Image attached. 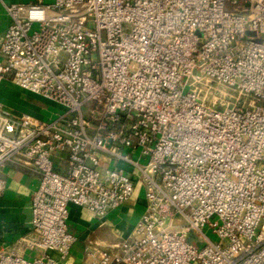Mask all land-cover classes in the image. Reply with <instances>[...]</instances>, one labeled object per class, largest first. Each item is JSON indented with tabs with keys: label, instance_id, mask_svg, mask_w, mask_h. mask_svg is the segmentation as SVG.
<instances>
[{
	"label": "built area",
	"instance_id": "obj_1",
	"mask_svg": "<svg viewBox=\"0 0 264 264\" xmlns=\"http://www.w3.org/2000/svg\"><path fill=\"white\" fill-rule=\"evenodd\" d=\"M0 2V84L64 109L0 101V170L39 175L31 233L0 264L66 260L69 205L104 217L138 181L145 211L127 238L87 247L90 264H264V0ZM213 84L237 96L212 107Z\"/></svg>",
	"mask_w": 264,
	"mask_h": 264
},
{
	"label": "crops",
	"instance_id": "obj_2",
	"mask_svg": "<svg viewBox=\"0 0 264 264\" xmlns=\"http://www.w3.org/2000/svg\"><path fill=\"white\" fill-rule=\"evenodd\" d=\"M5 82L6 85L12 86V83ZM23 92L6 93L3 90L0 93V100L12 111L28 112L45 119L52 118L44 113V106H56L55 104L41 97L31 99L29 96L35 95ZM54 160L58 171L67 170V154L55 152ZM120 165L130 169L124 162H120ZM0 178L6 182L5 189L0 191V249H6L19 237L31 233V198L39 186V175L33 166L14 162L0 170ZM146 205L144 187L139 181L136 183L133 196L124 205L111 210L104 217L95 215L87 207L70 204L68 225L77 236V241L69 257L59 264H90L86 248H100L127 238L145 211Z\"/></svg>",
	"mask_w": 264,
	"mask_h": 264
},
{
	"label": "rangeland",
	"instance_id": "obj_3",
	"mask_svg": "<svg viewBox=\"0 0 264 264\" xmlns=\"http://www.w3.org/2000/svg\"><path fill=\"white\" fill-rule=\"evenodd\" d=\"M21 1L27 3V2H35L37 0H21ZM10 2L11 1H8V3H10ZM46 2H48V0H46ZM10 22H11V18L9 16L6 8L4 7V5L0 2V39L4 35L6 28ZM11 85L12 86H9V85L4 86L3 90L6 93H24L23 92L24 90L23 91L20 90V88L17 86H14L13 83ZM25 93H30V92L25 91ZM23 96H25V94H23ZM201 96L212 107L225 108L226 106H228L230 104V102L232 100H234V97H236L237 95L232 89L228 88L226 85L213 84L211 92L206 93L205 91H203V93H201ZM29 97H31V99L36 98V97L38 99H41L38 96L30 95ZM41 102L43 103L42 100H41ZM9 103H11V102H9ZM86 109L87 108L84 107L85 111H86ZM63 111H64V109L61 106L60 107L54 106V105H47V106L45 105L44 106V113H46L48 116H51V117H56L58 114L62 113ZM209 234L213 239H216L215 235H212L211 232H209Z\"/></svg>",
	"mask_w": 264,
	"mask_h": 264
},
{
	"label": "bare ground",
	"instance_id": "obj_4",
	"mask_svg": "<svg viewBox=\"0 0 264 264\" xmlns=\"http://www.w3.org/2000/svg\"><path fill=\"white\" fill-rule=\"evenodd\" d=\"M4 86H6L5 81L2 82V83L0 84V93L2 92ZM0 101H1V100H0ZM1 102H2V101H1Z\"/></svg>",
	"mask_w": 264,
	"mask_h": 264
}]
</instances>
